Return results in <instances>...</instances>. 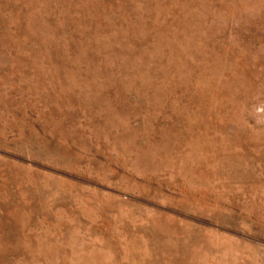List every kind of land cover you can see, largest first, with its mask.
<instances>
[{
	"label": "rangeland",
	"instance_id": "374dc122",
	"mask_svg": "<svg viewBox=\"0 0 264 264\" xmlns=\"http://www.w3.org/2000/svg\"><path fill=\"white\" fill-rule=\"evenodd\" d=\"M0 264H264V0H0Z\"/></svg>",
	"mask_w": 264,
	"mask_h": 264
}]
</instances>
